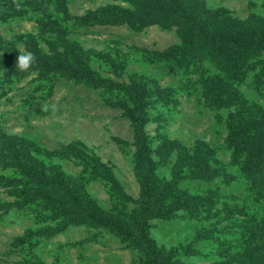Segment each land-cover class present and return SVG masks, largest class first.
Segmentation results:
<instances>
[{
    "label": "rangeland",
    "instance_id": "374dc122",
    "mask_svg": "<svg viewBox=\"0 0 264 264\" xmlns=\"http://www.w3.org/2000/svg\"><path fill=\"white\" fill-rule=\"evenodd\" d=\"M204 1L236 19L264 18V0ZM152 12L125 0H0V264H220L226 221L187 215L175 188L245 198L258 211L225 130L198 103L199 77L170 52L180 35ZM22 52L81 75L22 70ZM239 84L257 92L251 76ZM139 124L156 164L151 206L176 209L173 219L143 223ZM196 139L218 147L228 177L189 179L182 160ZM143 232L163 261L140 247Z\"/></svg>",
    "mask_w": 264,
    "mask_h": 264
},
{
    "label": "trees",
    "instance_id": "16d2710c",
    "mask_svg": "<svg viewBox=\"0 0 264 264\" xmlns=\"http://www.w3.org/2000/svg\"><path fill=\"white\" fill-rule=\"evenodd\" d=\"M125 1L137 9L150 8L153 11L150 17L163 18L161 24L165 28H176L183 45L172 47L170 52L182 53L186 61L184 72L199 77L194 81L202 89L198 103L214 112L219 126L225 130L223 146L230 152V162L240 166L258 211L251 212L245 198L216 200L215 190L196 195L189 189L177 187L175 189L183 196L180 209L191 217L206 216L214 220L218 216L214 223L226 221L218 229L228 227L230 233V238L223 237L220 242V264H264V18L236 19L223 8H210L204 0ZM52 58L45 56L42 63H32L30 67L64 73L68 78L81 75L73 68L51 65ZM190 60L194 63L192 67ZM244 75L255 81L257 92L254 95L242 90L239 83ZM137 133V167L147 214L143 223L151 218L173 219L178 212L176 209L168 211L162 205L151 206L155 198L152 175L156 164L150 157L147 136L140 124ZM217 149L202 139L185 146L182 162L188 164L189 179L211 181L217 176H229L227 162L219 157ZM181 182L178 180L176 184ZM174 183L166 184L164 190L172 188L171 194ZM238 212H245L244 217L240 218ZM141 236L140 247L150 256L155 252L157 260L160 257L163 261L166 258L163 248L154 245L145 232ZM157 262L167 263L165 260Z\"/></svg>",
    "mask_w": 264,
    "mask_h": 264
},
{
    "label": "clouds",
    "instance_id": "9594fccd",
    "mask_svg": "<svg viewBox=\"0 0 264 264\" xmlns=\"http://www.w3.org/2000/svg\"><path fill=\"white\" fill-rule=\"evenodd\" d=\"M33 62V54L31 52L18 53L16 65L22 70H27Z\"/></svg>",
    "mask_w": 264,
    "mask_h": 264
}]
</instances>
